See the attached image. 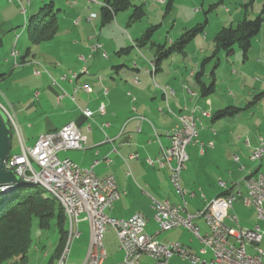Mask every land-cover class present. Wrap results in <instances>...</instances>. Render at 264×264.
I'll use <instances>...</instances> for the list:
<instances>
[{"label": "crops", "instance_id": "obj_1", "mask_svg": "<svg viewBox=\"0 0 264 264\" xmlns=\"http://www.w3.org/2000/svg\"><path fill=\"white\" fill-rule=\"evenodd\" d=\"M98 1L96 4L95 0H71L70 4L65 0V5L59 9L57 32L53 38L43 42H57L52 51L56 54L63 51L65 57H62V62L54 63L53 57L56 56L50 55L49 65L56 67L53 72L48 71L54 80L44 86L46 90L29 88L21 104H17V99L8 92L3 93L6 104L0 100V105L14 115L23 143L32 146L43 133L74 122L85 136V145L82 149L60 151L58 154L61 158H70L80 167H88L99 160L93 168L96 175H112L120 192V197L105 210L106 214L126 219L141 212L147 218V233L159 231L152 198L171 204L182 200L169 180L168 168L155 163L161 147L169 145L166 132L177 123L178 115L193 113L198 117L197 139L205 144L202 150L198 143L186 147L188 161L181 172V186L186 192L184 200L189 211L202 208L208 200L225 190L233 192L249 171L264 173V156L258 161L249 158L260 139H264V103H259V100L247 106L253 92L242 94L241 88L235 92L225 79L217 81L219 74L216 72L221 58L218 57L216 62L212 57L213 42L208 44L204 36L200 37L192 43L198 47L194 55L184 51L172 52L157 62L156 54L152 56L149 51L142 50L144 45H138L142 29L135 34L129 33L128 37H121L111 30L114 38L103 34L96 23L98 18L99 21L101 19L100 8L97 15H89L93 14L92 4L102 6L103 0ZM114 18L118 25H123L127 15L119 17L117 13ZM60 20L62 23L59 25ZM110 22L101 24L100 21V25ZM19 23L11 13L0 16V84L24 71L27 78L39 80L41 76L37 66L43 62L35 53L27 52L21 56L11 48L13 42L18 44L20 41ZM126 24L132 27L129 21ZM173 41V38L169 39V44ZM96 43L101 45L100 48L92 50L91 46ZM12 57L15 63L8 68ZM64 62L66 67L62 66ZM199 70L204 83L207 86L213 84L212 92L207 95L199 92L194 81ZM235 72L234 68L231 74ZM73 73H77L76 78H72ZM259 82L255 87L257 82L253 81L252 88L261 92L264 84ZM86 87L90 88L89 92ZM101 104L103 112L98 110ZM229 106L240 110L229 116L212 118L217 110ZM83 109L92 112L90 118L83 115ZM260 110L263 112L254 116ZM208 142H212V146H206ZM148 160L153 163L149 164ZM246 195V188L241 186L240 194L236 195L228 213L237 216L241 227L263 229L264 223L257 219L255 209L243 203ZM194 222L200 233L208 232L203 219ZM81 223L88 225L85 214L78 217V230ZM226 223L231 225L228 220ZM65 225L68 226L67 218ZM157 240L162 243L179 242L189 252L207 260L211 258L210 251L205 254L199 252V241L184 228L158 232ZM262 243L264 238L259 243L264 249ZM103 247L106 257L102 264H124L116 234L112 243L108 246L103 244ZM249 249L253 252L251 246ZM153 262L145 254L139 259V264H156ZM167 264L191 263L174 255Z\"/></svg>", "mask_w": 264, "mask_h": 264}, {"label": "built area", "instance_id": "obj_2", "mask_svg": "<svg viewBox=\"0 0 264 264\" xmlns=\"http://www.w3.org/2000/svg\"><path fill=\"white\" fill-rule=\"evenodd\" d=\"M100 46L96 43L91 49L95 50ZM13 54L15 55V52ZM71 76L76 78L77 73ZM85 90L89 92L90 88ZM0 107L5 110L11 127H14L20 139V153L8 156L7 169L14 170L25 180H46L56 192L61 193L64 199L70 202L71 219L74 222L72 239L80 235L78 217L85 214L89 226V243L81 264L104 262L106 252L102 238L107 225L116 233L118 247L124 255V264H139V259L144 254L156 264H167L174 255L191 264H264V249L259 246L264 238V228L241 227L237 216L228 213L236 200V195L240 194V187L244 186L247 195L243 197V203L252 206L256 211L257 219L264 223L263 172L249 171L241 183L236 184L233 192L225 190L193 212L187 209L184 200L186 192L181 186V172L188 161L186 147L191 143H198L201 150L205 147V144L197 139L199 121L193 113H189L191 122H184L180 119V115L177 116V123L166 132L169 145L162 146L155 159L159 167L168 168L169 180L182 200L171 204L168 201L152 198L151 204L158 232L174 228L186 229L199 241L201 254L211 252L209 260L189 252L186 246L179 242L158 241V232L145 231L147 218L141 212H136L126 219H116L106 214L105 210L120 197L115 178L112 175L105 177L96 175L93 168L99 160H95L88 167H80L70 158L58 156L60 151L82 149L85 145V136L80 133L74 122H69L55 131L43 133L32 146H26L17 129L14 115L1 105ZM98 110L103 112L102 104ZM82 113L88 118L92 115L88 109H83ZM206 146H212V142H208ZM263 156L264 139L261 138L249 158L251 161H258ZM148 162L153 163L150 160ZM199 218L205 221L208 227L207 233H200L199 227L195 224L194 220ZM226 220L231 225L227 224ZM248 246L252 247V253L248 252ZM64 264L75 263L68 262L66 258Z\"/></svg>", "mask_w": 264, "mask_h": 264}, {"label": "rangeland", "instance_id": "obj_3", "mask_svg": "<svg viewBox=\"0 0 264 264\" xmlns=\"http://www.w3.org/2000/svg\"><path fill=\"white\" fill-rule=\"evenodd\" d=\"M4 1L2 2L0 0V16L1 14L5 13L8 16L11 13L13 18H17L20 21L19 26L17 27L20 41L18 44L17 41L15 44L13 42L11 48L16 53H20L21 56L27 52L35 53L36 56L39 57L43 62L41 65L37 66L41 74L39 80L31 79L30 76L27 78V74L24 71L7 80L5 84H0L1 102L6 104V99L3 93L8 92V94L12 95L13 98L17 99V104H19L25 99V95L29 88L30 90H34L35 88L40 91L46 90L44 86L46 84H50V82L54 80L53 75L48 71L53 72L54 68L56 67V65H52V67L49 65L52 60L49 58L51 57L50 55H52V57L54 55L56 56L53 57L54 63H60L62 62V57H65V54H63V51L58 54L52 51L54 50L52 47L57 42H42L39 45L32 42L31 36L37 28L35 25L40 24L43 15L41 8L49 0ZM53 1V11L57 10L59 12V9L65 5V0ZM69 1L71 4V0ZM95 2L97 4V2L100 1L95 0ZM142 2L144 3L143 8L145 10V15L141 19L130 23L132 27H128L126 24L129 21L128 16L131 14V8L118 12L119 17L124 14L127 15V20L123 25H118V23H116V18H114L108 25L101 26L99 18L96 20V23L103 31V34L108 38H114V35L112 32H110V30L113 31L114 34L121 35V37L122 35L123 37H128L129 33L135 34L137 33L138 29H142L144 32L147 28L152 26V45L147 43L144 45V47H142L143 51H149L152 56L155 54L157 55V44L166 43L168 45L169 39L173 38L175 40L185 30L193 26L203 24V32L194 36L184 49L186 54L194 55L197 52L198 47L192 45V43L196 39L204 36L208 44L212 43L213 37L219 29L227 26H235L237 21L241 20L244 16L250 19L256 17L261 12L264 4V0H171V6L169 9H167L166 3L168 0H132V3L138 5L142 4ZM92 5L93 14L90 13V16L97 15L100 8L99 5ZM61 23L62 21L60 20L59 25ZM103 28L105 29L103 30ZM58 35L60 36L62 33H59ZM200 46L201 45H199V48ZM205 48H207V46ZM232 49L233 50L229 53L220 52L218 54V57L221 58V64L216 72L219 74L217 81L219 82L225 79L226 83H228L235 92L240 91V88L242 89V94L253 92L252 96L248 99V101H250L252 100L253 96L259 92L252 88L253 81L257 82L256 85H254L255 87L258 86L259 81V84H264V21L259 32L252 37L250 48L245 56H243V52L237 45H234ZM173 52L180 53L179 51ZM14 63V58L12 57L9 64H7V67H13ZM62 66L66 67L67 64L64 62ZM234 68L236 72L231 74ZM263 90L264 87L262 91ZM259 103H264V96L260 99ZM262 112V110L255 112L254 116L261 114ZM262 122L264 123V119ZM20 150L19 136L14 127H11L10 154H19ZM58 156L61 157L60 154H58ZM44 194L49 197L47 192H44ZM68 228L69 227L65 225L66 231L69 230ZM106 229L107 230L104 232L102 238L104 246H108L109 243H112L116 234L114 233V230L111 226L107 225ZM79 230L81 231V234L72 239L67 259L68 262H74L76 264H81L83 261L89 243V226L87 224L81 223L79 225ZM30 238L31 243L28 248L26 260L21 263L17 258H13L4 264H9V262L14 261H16V264H48L50 256L52 255L59 241V231L56 227L55 219H51L50 227L41 228L37 219L33 217L30 227ZM67 240L68 235L67 238L65 237L63 245L64 249ZM261 246L264 247V243H262ZM64 249H62V253L64 252ZM248 252L252 253V250L249 249Z\"/></svg>", "mask_w": 264, "mask_h": 264}, {"label": "trees", "instance_id": "obj_4", "mask_svg": "<svg viewBox=\"0 0 264 264\" xmlns=\"http://www.w3.org/2000/svg\"><path fill=\"white\" fill-rule=\"evenodd\" d=\"M54 1L49 0L42 6L43 15L39 25L32 34V42L38 44L50 40L54 37L58 28L57 10L53 11ZM171 6V0L166 3L167 9ZM131 8L129 23L141 19L145 15L143 5L132 3V0H103L100 7L101 24H106L113 20L114 15L119 11ZM38 21V20H37ZM264 21V4L261 12L256 17L250 19L244 16L237 21L235 26H227L219 29L213 37L212 57L218 60L220 52L229 53L233 46L237 45L246 55L251 45V39L255 36ZM152 26L147 28L137 39L138 45H152ZM203 32V24L193 26L185 30L171 44H157V62L171 54L173 51L183 52L185 46L198 33ZM201 70L194 75V81L202 95L212 92L213 84L206 85L201 79ZM264 96V90L255 94L247 106L256 104ZM246 106V107H247ZM238 107H226L217 110L213 119L229 116L239 111ZM11 155V154H10ZM31 187V188H30ZM47 191L40 185L12 187L9 191L0 194V264H4L13 258H17L21 263L26 260L28 248L31 243L30 227L32 218L35 217L41 228L50 227L51 219H55L56 227L59 231V241L50 256L48 264H55L62 253L67 231L65 230L66 215L62 206L57 203ZM16 264V261L9 262Z\"/></svg>", "mask_w": 264, "mask_h": 264}, {"label": "water", "instance_id": "obj_5", "mask_svg": "<svg viewBox=\"0 0 264 264\" xmlns=\"http://www.w3.org/2000/svg\"><path fill=\"white\" fill-rule=\"evenodd\" d=\"M11 151V125L5 111L0 107V194L9 191L18 185L33 186L34 184L25 180L7 169V158Z\"/></svg>", "mask_w": 264, "mask_h": 264}, {"label": "bare ground", "instance_id": "obj_6", "mask_svg": "<svg viewBox=\"0 0 264 264\" xmlns=\"http://www.w3.org/2000/svg\"><path fill=\"white\" fill-rule=\"evenodd\" d=\"M152 67H153V65H152ZM194 117L198 120V117H196L195 115H194ZM180 119L184 122H191V115L189 113L188 114H182V115H180ZM27 181H29L30 183H32L34 185L37 184V185H40L41 187H43L54 198V200L62 206V208L65 212V215H66V218L68 221V227H69L68 228L69 230L67 231L68 240H67L64 252L61 253L60 257L56 260V263H55V264H64V259L67 258L69 247H70V244L72 241V236L74 234V222L71 219L70 202L65 200L64 197L61 195V193L56 192L52 188V186L49 185V183L46 180L29 179Z\"/></svg>", "mask_w": 264, "mask_h": 264}]
</instances>
